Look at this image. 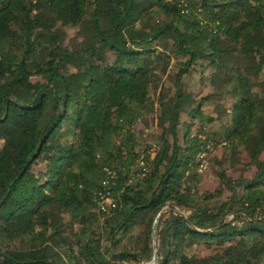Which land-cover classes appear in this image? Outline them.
Here are the masks:
<instances>
[{
  "label": "trees",
  "instance_id": "16d2710c",
  "mask_svg": "<svg viewBox=\"0 0 264 264\" xmlns=\"http://www.w3.org/2000/svg\"><path fill=\"white\" fill-rule=\"evenodd\" d=\"M196 67L215 117L185 89ZM208 146L219 186L199 193ZM167 206L184 215L160 216L157 264H264V0H0V264H149Z\"/></svg>",
  "mask_w": 264,
  "mask_h": 264
},
{
  "label": "rangeland",
  "instance_id": "374dc122",
  "mask_svg": "<svg viewBox=\"0 0 264 264\" xmlns=\"http://www.w3.org/2000/svg\"><path fill=\"white\" fill-rule=\"evenodd\" d=\"M70 33L69 35H71ZM172 73L173 71H170L168 77L164 79V87H165L168 97H171L174 94V88L172 87L173 80L171 78ZM210 73H211L210 68L203 69V68L196 67L194 72L186 78V81H185L186 88L185 89L187 90V92L192 93L196 101L200 103L202 113L208 116L215 117L216 115L214 113V110H215L214 104L215 103L219 104L220 102L216 101L215 98H212V97L207 98L209 97L208 94L213 93V90L209 86L208 81H207V77H209ZM152 98L155 99V96L153 95V93H152ZM223 117H221L222 120H218L213 124V128L215 129L210 130L209 126L207 127L205 126V129L208 131H218L220 123H222V121L229 120L230 116L228 114L227 116H223ZM143 120L144 121L141 120L135 126L136 135H138L139 143L142 145L143 150H145L149 145H151V148L153 149L155 148V145L153 144V138L161 134L157 112L146 115ZM180 121H181L180 125L188 121L185 113L181 114ZM197 128H198V125L195 124L191 128V132L189 136L194 137L196 136V134H198L199 138L204 139L205 135L199 134ZM218 148H220V146ZM213 149L214 148L212 146H208L207 147V150L209 151L208 153L213 152ZM208 153L202 152L198 154L197 156V159L200 161L198 173H199V177L201 176V180L199 184L197 185V190L199 193H203L205 191H208V192L213 191L216 187L219 186V181L214 175V171L217 170L218 167L215 162L210 163L209 160H210L211 155H213V153L211 154H208ZM141 159H143V154L141 155L140 160H139L140 165L142 163ZM247 163H248V158L242 155L240 163L236 164L234 167L227 168L226 175L230 177L233 181L238 179L239 176H242L246 179H250L253 176V173L255 170L253 169V167L252 168L247 167L246 166ZM181 214L184 215L183 213ZM230 219L231 217H229V220ZM155 246H156V239H155ZM201 250L205 251L203 252L204 254L207 253L208 251V249L206 248H202ZM195 252L200 253V250L197 248ZM120 264H126V263H120Z\"/></svg>",
  "mask_w": 264,
  "mask_h": 264
},
{
  "label": "built area",
  "instance_id": "2783aa9c",
  "mask_svg": "<svg viewBox=\"0 0 264 264\" xmlns=\"http://www.w3.org/2000/svg\"><path fill=\"white\" fill-rule=\"evenodd\" d=\"M181 4L183 5L182 13H187L186 4L183 3V1H181ZM156 151L157 149L155 147L153 149L151 148L149 152L151 156H153L156 153ZM105 172L107 174V178L102 183V189L97 194H95V201H96L97 211L101 214L107 215L117 207L116 200L113 197V192L111 191V187L115 185L116 174L115 172L108 170H105Z\"/></svg>",
  "mask_w": 264,
  "mask_h": 264
},
{
  "label": "water",
  "instance_id": "95a60500",
  "mask_svg": "<svg viewBox=\"0 0 264 264\" xmlns=\"http://www.w3.org/2000/svg\"><path fill=\"white\" fill-rule=\"evenodd\" d=\"M168 210H174L176 211L177 213H179L181 216H183L179 211L178 209H176L175 207L173 206H167L166 208L162 209L158 215L156 216L155 220H154V223H153V226H152V246H153V251H154V254H153V258L151 260V262L149 264H157L158 263V256H157V253H156V246H155V239H156V231H157V223H158V220L160 218V216L165 213L166 211Z\"/></svg>",
  "mask_w": 264,
  "mask_h": 264
}]
</instances>
